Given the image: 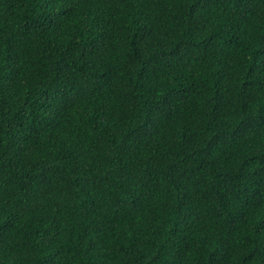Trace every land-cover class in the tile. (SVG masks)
Wrapping results in <instances>:
<instances>
[{"label": "trees", "instance_id": "trees-1", "mask_svg": "<svg viewBox=\"0 0 264 264\" xmlns=\"http://www.w3.org/2000/svg\"><path fill=\"white\" fill-rule=\"evenodd\" d=\"M0 264H264V0H0Z\"/></svg>", "mask_w": 264, "mask_h": 264}]
</instances>
